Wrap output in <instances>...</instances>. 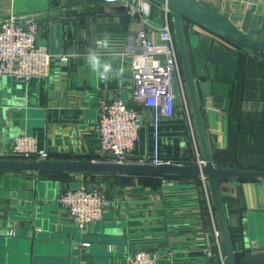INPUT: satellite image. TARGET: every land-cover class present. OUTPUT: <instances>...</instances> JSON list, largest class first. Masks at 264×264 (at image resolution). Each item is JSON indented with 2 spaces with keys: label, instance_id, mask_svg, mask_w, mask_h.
Returning a JSON list of instances; mask_svg holds the SVG:
<instances>
[{
  "label": "crops",
  "instance_id": "crops-1",
  "mask_svg": "<svg viewBox=\"0 0 264 264\" xmlns=\"http://www.w3.org/2000/svg\"><path fill=\"white\" fill-rule=\"evenodd\" d=\"M201 1L227 17L242 15L246 8L241 0ZM104 7L102 0H0V21L11 14L36 17L37 45L45 47L51 56L49 74L43 80L23 83L0 76V158H8L13 138L32 136L47 152V160H99L95 130L99 99H119L134 105L129 70L120 52L126 31L136 28L135 20L122 13H108ZM151 18L159 25L157 8ZM199 33L204 43L211 37L201 30ZM214 47L221 49L219 44ZM89 52L112 65L107 80L93 72L87 62ZM62 55L69 56L67 63L58 62ZM216 76L209 79L208 97L198 92L206 128L213 131L210 147L214 165L264 171V57L240 53L229 74ZM191 136L182 116L160 120L155 130L146 118L133 156L156 153L162 161L192 163ZM81 176L87 175L0 172V264H125L137 250L155 252L162 261L170 254L174 264L201 263V248L194 238L205 233L212 240L208 211L212 202L198 176L169 182L183 186L172 190L188 205L178 212L198 214L192 225L179 227L175 238L168 235L173 216L163 204L154 202L166 199L171 192L158 194L160 179L138 175L95 176L106 195L103 216L99 222L79 229L56 198L75 188ZM262 191L264 180L237 178L221 185L220 195L232 229L240 224L245 229L244 215L260 206L257 192ZM141 201L150 203L138 205ZM142 209L153 211H136ZM248 216V224L264 229L258 214ZM143 217L156 219L133 221ZM164 224L165 228L118 234L121 227ZM103 241H109L108 245ZM80 243L89 246L76 247Z\"/></svg>",
  "mask_w": 264,
  "mask_h": 264
},
{
  "label": "built area",
  "instance_id": "built-area-1",
  "mask_svg": "<svg viewBox=\"0 0 264 264\" xmlns=\"http://www.w3.org/2000/svg\"><path fill=\"white\" fill-rule=\"evenodd\" d=\"M108 13H122L135 20V29H128L124 36L120 56L129 70L131 100L129 106L119 99L100 98L97 107L95 130L99 141V160L113 163L161 164L156 153L152 156L134 157L137 134L142 122L157 128L160 120L177 116V103L186 114L191 131L193 162L203 164L198 144L193 135L189 117L188 96L178 54L171 33L169 9L152 0H102ZM160 14L159 25L153 23L152 10ZM39 23L34 15L11 14L0 21V76L12 77L18 82L31 79L43 80L49 74L51 56L48 50L37 45ZM69 56L62 55L58 62L67 63ZM144 109L141 111L136 106ZM8 158L22 160H47L48 154L40 149L32 136L15 137L11 141ZM172 179V178H171ZM171 179L160 178L161 186L171 185ZM207 195V181L199 176ZM56 202L79 229L89 227L102 219L106 196L103 185L95 176H81L78 185L60 193ZM211 222V238L199 234L194 240L199 244L202 260L199 264H226L216 226L213 207L208 203ZM80 243L76 247H88ZM164 261L155 252H132L125 264H174L168 255Z\"/></svg>",
  "mask_w": 264,
  "mask_h": 264
},
{
  "label": "water",
  "instance_id": "water-1",
  "mask_svg": "<svg viewBox=\"0 0 264 264\" xmlns=\"http://www.w3.org/2000/svg\"><path fill=\"white\" fill-rule=\"evenodd\" d=\"M158 5L169 9L171 33L179 57L181 71L188 96L191 120L195 131L199 153L203 164L199 167L194 163L175 164L161 163H113L89 160H22L15 158H0V172H21L35 175H144V176H203L214 211L216 226L226 264H264V229H255L248 224V214L256 213L264 221V192H257L259 205L249 210L244 216L242 224L231 229L224 203L221 199V185L237 178L264 180L263 170H245L239 168H219L213 163V153L210 147V136L204 121L199 94L202 97L210 95V80L216 74H229L235 68L240 53L264 57V0H241L246 8L242 15L224 16L201 0H152ZM193 25L192 29L185 28L184 23ZM238 21L239 24L235 22ZM201 32L210 35L214 40L205 43ZM221 49L214 47L216 44ZM211 46H213L211 48ZM180 185H165L160 192L182 189ZM153 194V193H151ZM167 198V197H165ZM166 207V199L154 201ZM138 205L148 204V201L137 202ZM152 203V202H151ZM162 209V208H161ZM165 209V208H164ZM142 213L152 209L136 210ZM156 218L143 217L135 219L137 222H151ZM163 219V218H161ZM131 221V220H130ZM167 225L120 228L118 234L135 230H154L165 228ZM134 237L131 238L133 240ZM3 242V241H1ZM109 241H103L108 245Z\"/></svg>",
  "mask_w": 264,
  "mask_h": 264
},
{
  "label": "trees",
  "instance_id": "trees-1",
  "mask_svg": "<svg viewBox=\"0 0 264 264\" xmlns=\"http://www.w3.org/2000/svg\"><path fill=\"white\" fill-rule=\"evenodd\" d=\"M186 24H188V21L185 22ZM187 164H191L190 162H186L184 165ZM61 175V174H60ZM66 176V175H63ZM87 176H91L92 175H87ZM109 176H115V175H109ZM138 176H144V175H138ZM148 177H154V178H166V179H173V178H184L186 176H165V177H157V176H148ZM171 193L167 194V198H166V209H167V213L170 216H173L170 220V228H169V236L175 238L176 236H178V230L179 227L183 224V225H187V224H193L195 218L198 216V214L195 212H189L188 213H179L178 212V208L186 205L184 204V202L180 201L177 197L176 194H179L178 192H174L170 191ZM232 229V228H231ZM222 247V245H221ZM223 251V249H222Z\"/></svg>",
  "mask_w": 264,
  "mask_h": 264
},
{
  "label": "clouds",
  "instance_id": "clouds-1",
  "mask_svg": "<svg viewBox=\"0 0 264 264\" xmlns=\"http://www.w3.org/2000/svg\"><path fill=\"white\" fill-rule=\"evenodd\" d=\"M87 62L91 66L93 72L97 73L101 79H108V74L112 72V65L106 61H102L99 54L89 52Z\"/></svg>",
  "mask_w": 264,
  "mask_h": 264
},
{
  "label": "rangeland",
  "instance_id": "rangeland-1",
  "mask_svg": "<svg viewBox=\"0 0 264 264\" xmlns=\"http://www.w3.org/2000/svg\"><path fill=\"white\" fill-rule=\"evenodd\" d=\"M176 111H177V115L178 116H182L184 120H186V114L183 112V109L182 107L180 106V104L177 103V108H176ZM189 117H191L190 115V109H189ZM105 193V192H104ZM106 196V195H105Z\"/></svg>",
  "mask_w": 264,
  "mask_h": 264
},
{
  "label": "flooded vegetation",
  "instance_id": "flooded-vegetation-1",
  "mask_svg": "<svg viewBox=\"0 0 264 264\" xmlns=\"http://www.w3.org/2000/svg\"><path fill=\"white\" fill-rule=\"evenodd\" d=\"M170 23H171V22H170ZM184 26H185V28L188 27L189 29H192V28H193V25L190 24V23H188V24L184 23ZM178 58H179V57H178Z\"/></svg>",
  "mask_w": 264,
  "mask_h": 264
}]
</instances>
